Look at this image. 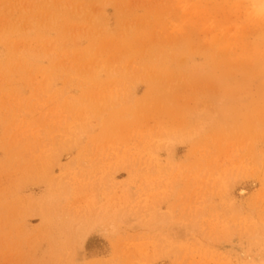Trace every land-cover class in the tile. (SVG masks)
I'll return each instance as SVG.
<instances>
[{
  "label": "rangeland",
  "instance_id": "obj_1",
  "mask_svg": "<svg viewBox=\"0 0 264 264\" xmlns=\"http://www.w3.org/2000/svg\"><path fill=\"white\" fill-rule=\"evenodd\" d=\"M92 208L168 222L72 236ZM75 248L77 264L264 256V0H0V264Z\"/></svg>",
  "mask_w": 264,
  "mask_h": 264
},
{
  "label": "bare ground",
  "instance_id": "obj_2",
  "mask_svg": "<svg viewBox=\"0 0 264 264\" xmlns=\"http://www.w3.org/2000/svg\"><path fill=\"white\" fill-rule=\"evenodd\" d=\"M58 191H60V194L53 201V207H54L53 212L57 213L58 215H61L62 213H64L65 215L70 217V214H71L73 209L71 211L67 210V209L63 210V205L64 204L66 205V203L68 201L67 200L68 197L71 196L72 187H70L66 183H61ZM241 193L242 192L240 190L239 194H241ZM64 208H66V207H64ZM35 210H36V207L33 210V212ZM90 213H91L90 215L82 216L81 218H78V219L73 218L67 222L69 224L68 225L69 226V232L72 234V236L76 237L80 233L81 229L88 226V225H92L90 229H94L96 226H100L103 223H106V224L110 225L111 227H114V223L118 222V223L126 224L132 228L133 227H138V228L140 227V228H148L150 230H157L162 225H165L168 222V218L166 217V215L161 214V213L156 214V216L153 218L152 222L148 225H143L144 220H142L139 213L133 214L129 211H122V212L116 213L115 211H113L111 209L105 210L104 208H102L100 210H98L97 208H92ZM36 214H38V213H36V211H35V214H30V215L36 216ZM67 216H65V218ZM193 231L198 233L199 228L197 225L193 226ZM257 235L258 234H256V235L253 234L252 237L257 236ZM73 240H74V238H73ZM75 247L77 248L78 244ZM76 248H75L74 253L69 258L68 264H77V260H75V259H76V256L78 254V252L76 251L78 248L77 249ZM144 253H145V251H144ZM172 254L174 255L175 253L170 252V255H172ZM81 259H84V257H81ZM255 263L264 264V256L257 257L255 259Z\"/></svg>",
  "mask_w": 264,
  "mask_h": 264
}]
</instances>
